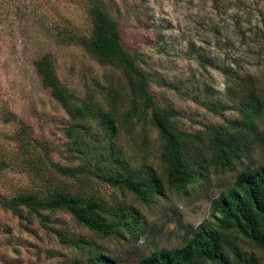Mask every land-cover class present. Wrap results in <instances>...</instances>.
I'll return each instance as SVG.
<instances>
[{
	"label": "rangeland",
	"instance_id": "374dc122",
	"mask_svg": "<svg viewBox=\"0 0 264 264\" xmlns=\"http://www.w3.org/2000/svg\"><path fill=\"white\" fill-rule=\"evenodd\" d=\"M101 1L117 24L123 46L137 54L139 67L149 76V91L175 113L178 128L192 136L190 145L207 153L203 127L225 126L238 119L241 79L252 77L264 95V0ZM89 31L83 0H0V161L8 163L0 171V199L67 191L135 211L143 228L136 239L121 229L101 238L64 211L40 214L49 229L92 244L115 264H137L155 250L183 246L188 231L208 220L211 200L231 187L240 170L264 166V142L255 139L248 159L233 172L209 168L204 181L184 195L162 183V196L147 206L97 179L57 173L19 135L16 124L2 122V111L6 108L24 122L32 138L53 145L50 162L63 169L83 164L87 157L73 159L66 153L64 130L71 121L41 85L33 63L50 54L60 82L79 99L86 94L85 76L105 86L110 69L77 44V37ZM92 99L94 105L106 107L98 94ZM126 104V99L120 100L118 114ZM133 123L128 133L115 138L118 151L132 161L134 170L127 174L150 166L159 172L161 138L148 120ZM87 125L94 129L95 123ZM255 126L264 135V108ZM235 242L240 252L253 254L258 264H264V252L242 239ZM80 258L76 248L60 242L37 218L0 208V264H71ZM230 264H236L232 256Z\"/></svg>",
	"mask_w": 264,
	"mask_h": 264
},
{
	"label": "trees",
	"instance_id": "16d2710c",
	"mask_svg": "<svg viewBox=\"0 0 264 264\" xmlns=\"http://www.w3.org/2000/svg\"><path fill=\"white\" fill-rule=\"evenodd\" d=\"M83 1L90 33L77 37V44L100 66L110 69V74L104 77L105 86L85 76L86 94L79 99L60 82L50 54L42 55L33 65L41 85L50 91L51 99L65 110L71 121L64 130L68 157L88 159L76 167L63 169L50 162L55 150L53 145L32 138L27 125L6 108L2 111V122L16 124L19 135L39 150L57 173L74 179L79 176L97 179L132 194L146 206L162 196V183L165 188L184 195L189 187L204 181L209 168L224 173L242 167L252 142L255 139L264 142V135L255 126L264 108V95L254 79L248 77L239 81L237 120L225 126L203 127L209 143L205 153L201 147L189 144L192 136L178 128L175 113L161 106L149 91V76L139 67L137 54L123 46L117 24L104 10L102 1ZM94 93L106 107L94 105ZM122 99H126L127 104L118 114ZM133 120L139 123L148 120L161 138L159 172L150 166L127 174L133 164L118 151L115 138L121 132L128 133L133 128ZM87 122H94V129ZM7 167V162L0 161V171ZM0 208L16 216L25 212L37 218L39 224L55 234L60 242L76 248L82 258L71 264L115 262L92 244L67 239L49 229L41 211H64L77 225L101 238H109L121 229L136 239L143 230L137 212L113 208L95 198L67 191H52L42 196L37 192L20 193L11 199H0ZM188 235L183 246L155 250L137 264H230V256L236 264H258L253 254L240 252L235 241L242 239L264 252V166L240 170L231 187L211 200L208 220L190 229Z\"/></svg>",
	"mask_w": 264,
	"mask_h": 264
}]
</instances>
